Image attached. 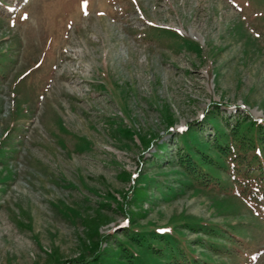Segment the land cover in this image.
Instances as JSON below:
<instances>
[{
    "label": "rangeland",
    "instance_id": "rangeland-1",
    "mask_svg": "<svg viewBox=\"0 0 264 264\" xmlns=\"http://www.w3.org/2000/svg\"><path fill=\"white\" fill-rule=\"evenodd\" d=\"M2 51L0 138L11 107L29 116L2 156L9 169L0 165V264L69 261L98 240L112 264L131 216L158 231L176 218L245 226L256 240L237 264H264V231L251 211H236L238 198L223 203L221 194L182 185L172 133L188 124L213 137L218 123L205 118L214 104L227 130L242 113L264 122V0H17L11 11L0 6ZM75 136L89 140L87 149L75 150ZM132 172L152 181L140 178V197L125 198ZM183 228L190 260L230 263L195 241L203 231ZM259 248L255 261L245 259Z\"/></svg>",
    "mask_w": 264,
    "mask_h": 264
},
{
    "label": "trees",
    "instance_id": "trees-1",
    "mask_svg": "<svg viewBox=\"0 0 264 264\" xmlns=\"http://www.w3.org/2000/svg\"><path fill=\"white\" fill-rule=\"evenodd\" d=\"M192 43L199 46L195 41ZM8 64V52H0V76L4 75ZM16 108L15 106L11 107L9 122L4 129L5 134L0 138L1 163L5 161V159L2 160V156L15 149L12 146V136L21 135V125L26 122L29 116V113L25 115L22 107ZM217 108V105L214 104L209 117L205 118L214 125L218 123L213 137L200 138L199 128L188 124H186V130L183 132H172L173 138L176 140L177 161L182 168L180 181L183 186L194 190H208L223 195L221 198L223 203L235 201L234 199L238 198L237 200L241 204H238L237 208L239 209L236 211L238 213L239 210L245 209L251 211L258 218V222L254 223V226L264 231V122L248 116L247 113H242L238 115L231 128L227 130L217 118L214 120L215 109ZM168 120L172 119L168 117ZM110 123L112 126L115 124L111 120ZM117 126L123 128L125 133L138 135L136 128L131 124L119 121L115 127ZM167 126L171 128L172 122H168ZM61 131L69 133L66 127H63ZM72 135L74 136V134ZM75 138V150L87 149L89 140L78 136ZM160 138V136L153 138L150 144ZM142 139L144 145H147L146 138L142 137ZM167 144V140L157 144L161 146L159 150L161 155L165 153ZM159 156L160 154L155 152L153 161L161 159ZM4 167L9 169L7 164ZM129 175L131 177L128 172ZM10 176L9 171L7 178ZM133 178H136L132 183L133 186L123 192L125 198L140 197L141 194L139 193L142 191L138 193V190L141 188L135 189L140 178L141 180L144 179L143 181H149V179L152 181L151 176L142 172H138L137 176ZM168 193L171 197L177 194L172 187L168 188ZM104 196H106V200L116 201L117 207L125 208L124 198H122V202H119L113 194L107 193ZM126 214H131V211L126 212ZM131 217H129V223L124 227L125 238L118 239L117 250L110 251L113 253L112 256L119 253L118 261L117 258H113L115 261H112V264H212L209 257H195L194 260L188 258L187 251L190 250V247L192 248V244L185 236L183 227H187L196 235L203 231V235L206 237H197L195 241H199L203 247H208L215 254L230 259L231 262L228 264H237L240 261L236 258L237 254L239 252L245 253V249L251 248L247 244H251L255 240L248 236L245 226L239 225L237 228L229 222L222 225L199 218H176L169 220L168 223L171 225H168L166 231H158L154 224H138ZM96 233L99 234L98 231ZM98 242L99 240L89 247H84V255L69 261L58 260L56 264H109L103 256L108 250L106 248L101 249ZM52 257L54 260L57 259L54 255ZM244 257H246L245 254ZM222 262L225 260L223 259ZM214 264L223 263H218L214 259Z\"/></svg>",
    "mask_w": 264,
    "mask_h": 264
},
{
    "label": "bare ground",
    "instance_id": "bare-ground-1",
    "mask_svg": "<svg viewBox=\"0 0 264 264\" xmlns=\"http://www.w3.org/2000/svg\"><path fill=\"white\" fill-rule=\"evenodd\" d=\"M190 34L193 35V36H197L198 31H197V30H192V31L190 32ZM198 35H199V34H198Z\"/></svg>",
    "mask_w": 264,
    "mask_h": 264
}]
</instances>
